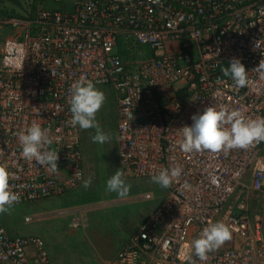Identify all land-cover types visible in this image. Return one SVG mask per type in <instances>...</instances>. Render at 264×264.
<instances>
[{"label":"built area","instance_id":"built-area-1","mask_svg":"<svg viewBox=\"0 0 264 264\" xmlns=\"http://www.w3.org/2000/svg\"><path fill=\"white\" fill-rule=\"evenodd\" d=\"M22 10L24 18L0 15V166L19 195L13 206L85 179L69 104L85 76L115 96L126 173L152 181L162 168L183 169L110 264H189L184 245L217 221L231 239L206 261L193 253L194 264H264V142L228 153L179 147L181 128L207 106L264 117L255 70L264 63V0H26ZM233 57L251 70L239 90L223 74ZM33 123L49 130L55 172L20 155L17 133ZM0 264H50L44 239L11 236L0 222Z\"/></svg>","mask_w":264,"mask_h":264},{"label":"clouds","instance_id":"clouds-1","mask_svg":"<svg viewBox=\"0 0 264 264\" xmlns=\"http://www.w3.org/2000/svg\"><path fill=\"white\" fill-rule=\"evenodd\" d=\"M255 70L259 72L260 79L264 80V63L259 64ZM249 71L251 70H246L241 59L237 57H233L228 66L223 68L224 76L232 80V86L236 90L249 85ZM104 101L103 91L85 76H81L71 86L69 98L71 124L81 129V150L82 130L95 129V134L91 137L94 143L104 144L112 138L108 132L103 130L96 118ZM191 120V125L181 128L182 140L179 147L186 153L194 151L228 153L234 149H247L254 142H264V117L246 119L239 110L228 111L223 107L217 110L213 106H207L202 112L194 113ZM48 131L39 124L33 123L19 131L17 138L21 147L20 155L24 160L35 161L37 165L47 166L55 172L58 169V153L48 149L52 143ZM182 172L183 169L180 166L162 168L151 177V180L167 188L182 175ZM9 177L10 174L6 168L0 166V214L9 212L12 206L19 202V195L10 190ZM91 185V177L82 181L84 189H88ZM106 187L107 191L115 193L120 198H125L130 190V185L123 179L119 168L106 180ZM230 239L231 231L228 225L221 221L209 223L202 229L198 238L184 245L181 259L194 264L192 260L194 253L199 260L206 261L208 253L218 250Z\"/></svg>","mask_w":264,"mask_h":264},{"label":"rangeland","instance_id":"rangeland-1","mask_svg":"<svg viewBox=\"0 0 264 264\" xmlns=\"http://www.w3.org/2000/svg\"><path fill=\"white\" fill-rule=\"evenodd\" d=\"M142 52L149 53V48H142ZM97 88L103 91L105 101L102 108L98 111L96 118L103 130L108 132L112 137L109 142L104 144L92 141L96 166L105 177V180L99 184V189L104 190L100 204L105 203L107 205L97 207L98 212L92 214V220L90 218V224L88 228L84 229L82 237L86 243V247L91 248L90 254L93 253L98 261L103 262L115 254L117 249L123 245L124 238L134 231L137 223L155 203L164 197L167 191L152 181L133 178L121 168L117 155L115 133L118 118L117 103L113 92L109 88ZM94 134L95 129H92V136ZM118 168L123 174V179L130 185L129 193L125 198H120L115 193L107 191L106 187V180ZM103 176L101 177L103 178ZM100 179V176H96L94 179L92 176V182H95V180L100 181ZM146 194H150L151 197L146 199ZM87 196L90 197L91 202L93 200L92 192L90 191ZM37 216L38 214L34 213L33 209L23 207L22 205L18 207L12 206L9 212L0 214V222L7 229L11 225L17 226L19 231H21L20 236L30 235V231H33L37 236L44 238V228L40 227L42 221L37 220ZM26 217H29L30 221H26ZM70 221L71 216H68L66 222L69 224Z\"/></svg>","mask_w":264,"mask_h":264},{"label":"crops","instance_id":"crops-1","mask_svg":"<svg viewBox=\"0 0 264 264\" xmlns=\"http://www.w3.org/2000/svg\"><path fill=\"white\" fill-rule=\"evenodd\" d=\"M91 137L92 129L82 130V154L85 179L89 177L92 178V176L94 179L96 176H100V181H93L94 184L92 182V185L88 189H84L82 183H80L63 195L21 204L23 207L33 209L34 213L38 214L36 217L37 220L42 221V223H40V227L44 228V238L42 239H44L49 253L50 264H110L114 260L117 252L127 244L129 239L138 230L141 223L151 215L166 195L165 193L164 197L151 207L143 217L144 219L142 218L137 223L134 231L124 238L123 245L117 249L110 259L103 262L98 261L93 253L90 254L91 248L86 247V243L82 237L84 235V229L88 228L90 224L89 220L91 216H93L92 214L98 212L97 207L100 205H107L105 203L100 204V199L104 194V190L101 188L99 189V184L105 180V177L96 166L95 156L93 154L94 145H92ZM101 176H103V178ZM90 191L92 192L93 198L91 202L90 197L87 196ZM16 206L18 207L19 205ZM255 211L258 212L259 208L257 207ZM68 216H71L69 224L66 222ZM75 219H78L80 222L78 227H74L73 225ZM26 221H30V218L26 217ZM6 230L11 236L21 235V231H19L17 226L11 225V227L8 229L6 228ZM27 236L37 235L35 232L30 231V235Z\"/></svg>","mask_w":264,"mask_h":264},{"label":"trees","instance_id":"trees-1","mask_svg":"<svg viewBox=\"0 0 264 264\" xmlns=\"http://www.w3.org/2000/svg\"><path fill=\"white\" fill-rule=\"evenodd\" d=\"M24 4H26V0H0V15L11 18H24L22 10ZM128 58L125 57L126 60Z\"/></svg>","mask_w":264,"mask_h":264}]
</instances>
